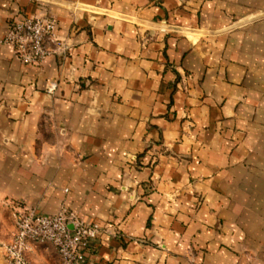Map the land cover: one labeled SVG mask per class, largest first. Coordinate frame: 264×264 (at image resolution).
<instances>
[{"label": "crops", "instance_id": "0c3cea01", "mask_svg": "<svg viewBox=\"0 0 264 264\" xmlns=\"http://www.w3.org/2000/svg\"><path fill=\"white\" fill-rule=\"evenodd\" d=\"M264 0H0V264L16 205L105 231L83 264H264ZM52 17L28 65L9 24ZM56 89L50 91L51 85ZM35 264H61L33 244Z\"/></svg>", "mask_w": 264, "mask_h": 264}, {"label": "built area", "instance_id": "2783aa9c", "mask_svg": "<svg viewBox=\"0 0 264 264\" xmlns=\"http://www.w3.org/2000/svg\"><path fill=\"white\" fill-rule=\"evenodd\" d=\"M2 42L28 65H40L47 58L65 54L68 47L58 34V22L52 17H26L9 24ZM56 85L50 87L55 90ZM12 217L15 232L4 246L8 264H35L29 258L33 244L55 247L61 264H83L86 251L105 231L97 223H89L76 213L63 209L56 214H38L34 209L16 205Z\"/></svg>", "mask_w": 264, "mask_h": 264}, {"label": "rangeland", "instance_id": "374dc122", "mask_svg": "<svg viewBox=\"0 0 264 264\" xmlns=\"http://www.w3.org/2000/svg\"><path fill=\"white\" fill-rule=\"evenodd\" d=\"M264 19V13H258V14H255V15H252L251 17H248V18H244V19H236V23H234V25H232V27L230 28H233L235 27V25L238 26H242L244 24H247V23H250V22H256V21H261Z\"/></svg>", "mask_w": 264, "mask_h": 264}]
</instances>
